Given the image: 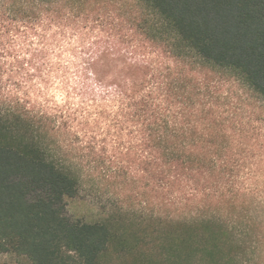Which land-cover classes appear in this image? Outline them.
I'll list each match as a JSON object with an SVG mask.
<instances>
[{"label": "clouds", "instance_id": "obj_1", "mask_svg": "<svg viewBox=\"0 0 264 264\" xmlns=\"http://www.w3.org/2000/svg\"><path fill=\"white\" fill-rule=\"evenodd\" d=\"M157 17L145 0H0V115L102 201L161 219L250 208L237 260L264 264V93L156 37Z\"/></svg>", "mask_w": 264, "mask_h": 264}, {"label": "trees", "instance_id": "obj_2", "mask_svg": "<svg viewBox=\"0 0 264 264\" xmlns=\"http://www.w3.org/2000/svg\"><path fill=\"white\" fill-rule=\"evenodd\" d=\"M161 40L178 33L206 61L264 93V0H145ZM178 44L180 42H177ZM30 121L0 115V248L30 264H239L248 207L205 204L178 219H72L80 185L41 147Z\"/></svg>", "mask_w": 264, "mask_h": 264}, {"label": "rangeland", "instance_id": "obj_3", "mask_svg": "<svg viewBox=\"0 0 264 264\" xmlns=\"http://www.w3.org/2000/svg\"><path fill=\"white\" fill-rule=\"evenodd\" d=\"M66 214L72 219L94 222L118 215L125 216L127 219H138V217L146 219L152 213L150 210L145 212L131 207L121 208L110 200L102 201L99 196L82 191L80 187L78 195L67 200ZM0 264H7V258L0 256ZM22 264H30V262L23 257Z\"/></svg>", "mask_w": 264, "mask_h": 264}]
</instances>
